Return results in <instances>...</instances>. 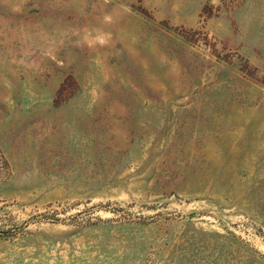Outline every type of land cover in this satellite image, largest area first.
<instances>
[{
	"label": "rangeland",
	"instance_id": "374dc122",
	"mask_svg": "<svg viewBox=\"0 0 264 264\" xmlns=\"http://www.w3.org/2000/svg\"><path fill=\"white\" fill-rule=\"evenodd\" d=\"M0 264H264V0H0Z\"/></svg>",
	"mask_w": 264,
	"mask_h": 264
}]
</instances>
